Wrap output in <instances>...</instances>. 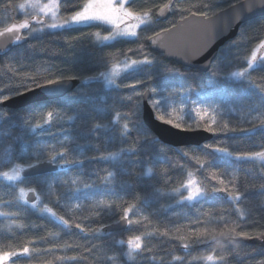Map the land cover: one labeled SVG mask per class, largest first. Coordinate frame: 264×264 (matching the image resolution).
Listing matches in <instances>:
<instances>
[{"label": "trees", "instance_id": "trees-1", "mask_svg": "<svg viewBox=\"0 0 264 264\" xmlns=\"http://www.w3.org/2000/svg\"><path fill=\"white\" fill-rule=\"evenodd\" d=\"M25 1L0 0V30L22 19L15 11ZM87 1L61 0V16L81 11ZM170 1L129 2L134 15L147 19L134 38L99 44L96 36L110 28L81 25L29 33L28 43L0 57V97L49 80L81 81L54 102L0 107V174L14 163L29 167L53 156L60 166L24 179L36 204L21 199V184L0 178V255L16 253L4 264H264V162L252 155L264 150V60L249 67L264 41V17L243 24L202 73L166 61L148 39L192 14L213 16L243 0H174L160 22L156 15ZM145 59L151 63L113 87L98 79L121 61ZM247 68L244 78L232 77ZM152 87L187 90L189 100L208 96L211 114L197 117L196 126L214 129L213 139L199 147L162 143L143 122V93ZM184 113L194 116L187 106L169 124L192 130L179 120ZM192 180L203 196L187 201L181 190ZM125 217V230L104 231ZM136 237L141 247L131 250L127 243Z\"/></svg>", "mask_w": 264, "mask_h": 264}, {"label": "water", "instance_id": "water-1", "mask_svg": "<svg viewBox=\"0 0 264 264\" xmlns=\"http://www.w3.org/2000/svg\"><path fill=\"white\" fill-rule=\"evenodd\" d=\"M174 0H171L156 15L160 22L166 21ZM163 10V11H162ZM264 17V0H243L213 16L192 14L177 22L173 27L159 32L148 39L151 51L163 55L166 61L202 73H208L214 64L219 51L234 40L241 26L251 20ZM43 18L15 19L0 30V57L29 42L27 34L34 26L46 24ZM27 23L28 27L19 25ZM12 28V32L7 29ZM19 37V39H17ZM80 79H62L57 83L34 88L19 95L8 97L0 102V107L20 110L37 103L54 102L72 93L80 84ZM151 89L143 93V122L155 136L171 147H199L213 139V133L206 129L185 130L159 120L151 106ZM60 166L53 161L34 164L20 170L23 179L42 177L58 172ZM28 203L37 201V195L31 191L27 194ZM126 218L107 226L105 232L125 230ZM264 246V236L259 240Z\"/></svg>", "mask_w": 264, "mask_h": 264}, {"label": "rangeland", "instance_id": "rangeland-1", "mask_svg": "<svg viewBox=\"0 0 264 264\" xmlns=\"http://www.w3.org/2000/svg\"><path fill=\"white\" fill-rule=\"evenodd\" d=\"M130 1L131 0H111L112 7L117 9L116 11H111L108 8V0L87 1L86 4L88 3L93 4L92 11L106 13L108 15V20H92V21H86L80 23L71 22V17L74 14L69 16H61L60 13L61 0H55V2L59 5V7L57 8L52 7L53 0H26L21 4L24 5V7H21V5L17 7L15 14L17 13L21 14L22 18L25 19L43 18L47 21L45 25L34 26L29 33H41L45 31H55L56 29H60V28L89 25V24H99L101 26L110 28L109 33H101L96 36L97 43L105 44V43H110L119 38H134L136 37L139 29L144 24L147 23L146 18H143L139 15H134L129 10L128 4ZM121 4H123V7H120ZM53 13H55V15H53ZM127 13H131L132 15H128ZM65 21H69V22L65 23ZM53 23H55L57 27L52 28L48 26ZM132 32H135L136 35L135 36L130 35V33ZM260 45L261 44H259L253 51L252 57L250 59L252 66L264 60V47H261ZM253 56H255V60H253ZM135 69L136 66L132 65L131 61H121L117 64L112 65L109 69L103 72L98 77V79L103 81L106 87H113L121 76L129 72H132ZM247 70L248 68L243 71L234 72V73H241V75L232 74V77L235 80H240L245 77ZM207 87L210 88V85H208ZM150 89H156L154 93L152 92L155 96L154 101H159L160 105L158 109L161 111L160 115H163L164 117H167L169 119L175 118L177 116L178 109L185 110L187 106H190L192 111L194 112V116H191L189 113H184L179 120L189 121L188 126L194 127L192 130L201 129L196 126L197 117L200 118V116L203 115L204 118H206L211 114V109L208 105V103L210 102L208 100V96H206L205 94L197 99L189 100L188 91L184 89H177V88L166 89L160 87H152ZM3 100L4 97H0V101ZM198 112L200 113V115L197 114ZM205 113L207 114L205 115ZM261 152H264V150H260L258 153ZM257 158L264 162V158L261 157H257ZM24 168L26 167H22L18 163H14L10 169L0 174V178L11 183L21 184V190L23 189V191L20 190L21 199L26 203H28L26 200V196L29 192L34 190L28 186V183L26 184L23 183L24 179L20 174V170ZM4 173H7V175H4ZM9 177H11V179ZM195 189H200V187L197 185V183L194 180H192L187 184L186 187H184V189L181 190V192L185 194L183 199L187 201H194L202 197L203 192L200 189L201 194L194 196L192 199H188L189 193ZM90 200L98 201L99 199L90 198ZM84 201L86 200L80 201L78 204L76 202L71 203V205L72 207L75 208L77 206H80V204H82V202ZM33 204H36V202H34ZM130 242H128L127 245L131 250H139L135 248L136 243H139L141 247L140 240L137 241L135 239ZM10 258L11 256L5 261H0V264L6 263L7 261L10 260Z\"/></svg>", "mask_w": 264, "mask_h": 264}, {"label": "snow or ice", "instance_id": "snow-or-ice-1", "mask_svg": "<svg viewBox=\"0 0 264 264\" xmlns=\"http://www.w3.org/2000/svg\"><path fill=\"white\" fill-rule=\"evenodd\" d=\"M21 7H24V5H21ZM52 7L53 8H57L59 7V5L55 2V0H53V4H52ZM120 7H123V4L120 5ZM108 8L111 10V11H116L117 9L113 8L112 7V3H111V0H108ZM93 9V4L92 3H88V4H85L83 5V10L82 11H78L76 12L72 17H71V22H74V23H80V22H86V21H92V20H108V15L106 13H100V12H95V11H92ZM163 11V10H162ZM128 15H132L131 13H127ZM53 15H55V13H53ZM69 21H65V23H68ZM49 27H52V28H55L57 27V25L55 23L51 24V25H48ZM20 28H26L28 27V24L27 23H24V24H21L19 25ZM8 32H12L13 29L12 28H9L7 29ZM130 35L132 36H135L136 33L135 32H132L130 33ZM17 39H19V37H17ZM261 47H264V41L261 42ZM253 60H255V56H253ZM151 61L145 59L143 61H136V60H133L131 61V64L136 66V69L135 70H139L140 66L142 65H145V64H150ZM252 64L251 62L249 63V67H251ZM233 75H241V73H233ZM49 84H53V83H57V81H54V80H49L48 81ZM132 87L134 88L135 85H132ZM151 92H155L156 89H151L150 90ZM137 95H140V93H137ZM4 99H8V97H4ZM154 106H156L157 108L159 107V101H154L153 102ZM198 115H200V113L198 112L197 113ZM207 113H205L206 115ZM48 117L49 119L52 117V113L49 112L48 114ZM201 119L204 118L203 115L200 116ZM158 119H161L163 120L164 119V116L161 115L158 117ZM210 121L211 123H215V118L214 117H210ZM167 123H172L173 121L171 119H168L166 121ZM262 124H264V121H261ZM177 127H179L180 125L177 124L176 125ZM225 127H227V125H225ZM125 128H127V125H125ZM208 130L209 131H214V129H212L210 126L208 127ZM232 131H236L237 129L236 128H232L231 129ZM216 151L218 152H226L227 150L224 149V148H217ZM57 155L61 156L63 158V156L65 155L63 152L62 153H58ZM229 155H231V153H229ZM253 156L255 157H261V158H264V152H261V153H254L252 154ZM109 159H114L115 156L114 154H109ZM239 158V157H238ZM55 159L56 157L53 156L52 157V160L53 162H55ZM65 163H69V161L65 160ZM29 167H33V165H30ZM4 175H7V173H4ZM112 174L109 173V176H111ZM11 179V177H9ZM85 187H88V185L86 184ZM23 191V189L21 190ZM201 194V190L200 189H195L193 191H191L189 193V196H188V199H192L194 196L196 195H199ZM238 198V197H237ZM49 211H51L49 209ZM53 215H55V213H53ZM126 218V217H125ZM59 219L63 220V217H60ZM65 224H67L68 222L67 221H64ZM129 223H131V221H129ZM77 227H79V225H77ZM241 235H246V233H241ZM137 241H139V237H136L135 238ZM131 243V242H130ZM135 248L139 249L140 248V244L139 243H136L135 244ZM29 249L27 247H25L23 249V252L24 253H28ZM16 255L15 252H6V253H3L2 255H0V261H5L7 260L10 256H14Z\"/></svg>", "mask_w": 264, "mask_h": 264}, {"label": "clouds", "instance_id": "clouds-1", "mask_svg": "<svg viewBox=\"0 0 264 264\" xmlns=\"http://www.w3.org/2000/svg\"><path fill=\"white\" fill-rule=\"evenodd\" d=\"M152 95H153V93H152Z\"/></svg>", "mask_w": 264, "mask_h": 264}]
</instances>
